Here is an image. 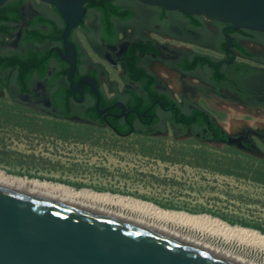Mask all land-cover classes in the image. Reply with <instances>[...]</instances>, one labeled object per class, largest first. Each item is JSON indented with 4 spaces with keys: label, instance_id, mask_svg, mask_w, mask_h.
<instances>
[{
    "label": "flooded vegetation",
    "instance_id": "obj_1",
    "mask_svg": "<svg viewBox=\"0 0 264 264\" xmlns=\"http://www.w3.org/2000/svg\"><path fill=\"white\" fill-rule=\"evenodd\" d=\"M103 1L94 5L85 2L81 19L68 34L76 49L72 82L82 75L91 76L97 93L85 80L79 81V91H72L65 75L54 79L53 72L60 60L65 62L57 53L59 59H48L42 75L32 64L21 71L13 60L15 56L22 57L45 47L56 52L54 47L61 46L60 41L36 43L26 38L36 27L37 16L61 19L48 3L21 0L15 12L0 17V95L44 113L57 114L59 108L52 103V96L59 87H67L74 106L71 115L85 119V123L108 127L114 123L130 129L146 125L151 116L148 109L152 108L159 116L152 125L154 129L163 124L175 127L178 125L168 119L169 106L163 104L162 96L174 100L181 112L200 106L187 98L183 87L179 92L181 99L173 96L155 72L158 67H166L194 77L197 82L189 86L191 91L201 98H212L216 105L224 102L242 108H264V32L234 28L228 22L203 14L137 0ZM40 28L45 29L42 24ZM131 50L136 55V64L155 76L150 85L156 94L153 97L143 87V80L132 78L124 69L123 57ZM194 55H205L210 61L183 67ZM248 129L255 132H247L248 142L244 145L253 143L261 150L256 140L264 144V127L243 126L240 131L230 133L223 130L225 136L244 134ZM195 133L197 137L199 132Z\"/></svg>",
    "mask_w": 264,
    "mask_h": 264
},
{
    "label": "rangeland",
    "instance_id": "obj_2",
    "mask_svg": "<svg viewBox=\"0 0 264 264\" xmlns=\"http://www.w3.org/2000/svg\"><path fill=\"white\" fill-rule=\"evenodd\" d=\"M216 104V103H215ZM226 132L264 127V109L206 105ZM115 133L106 125L56 117L0 95V170L74 190L132 197L162 210L264 228V157L195 139L192 130ZM264 152V144L256 140Z\"/></svg>",
    "mask_w": 264,
    "mask_h": 264
},
{
    "label": "water",
    "instance_id": "obj_3",
    "mask_svg": "<svg viewBox=\"0 0 264 264\" xmlns=\"http://www.w3.org/2000/svg\"><path fill=\"white\" fill-rule=\"evenodd\" d=\"M5 0H0V5ZM50 4L61 19L60 47L56 53L65 61V77L70 90L79 91L85 80L97 93L94 78L88 75L72 82L76 68V49L69 39L70 29L81 19L87 0H39ZM176 8L184 13L228 22L229 26L264 32V0H137ZM230 39L227 36L226 43ZM74 96V95H72ZM123 110V105L119 104ZM162 106V105H161ZM96 107V104H95ZM97 111H99L97 109ZM123 113V112H121ZM67 119L86 122L77 115ZM117 134L120 132L112 125ZM244 134H226L219 140L205 139L245 149L255 157H264ZM154 133H164L156 131ZM197 133H195V136ZM0 264H228L171 240L115 221L68 208L51 205L0 190Z\"/></svg>",
    "mask_w": 264,
    "mask_h": 264
},
{
    "label": "bare ground",
    "instance_id": "obj_4",
    "mask_svg": "<svg viewBox=\"0 0 264 264\" xmlns=\"http://www.w3.org/2000/svg\"><path fill=\"white\" fill-rule=\"evenodd\" d=\"M0 190L115 221L160 236L228 264H264V233L210 216L162 210L132 197L98 193L0 170Z\"/></svg>",
    "mask_w": 264,
    "mask_h": 264
},
{
    "label": "trees",
    "instance_id": "obj_5",
    "mask_svg": "<svg viewBox=\"0 0 264 264\" xmlns=\"http://www.w3.org/2000/svg\"><path fill=\"white\" fill-rule=\"evenodd\" d=\"M21 0H5L0 5V17H4L8 12H15ZM102 3L103 0H87V4H96ZM85 3V4H86ZM33 29L28 32L26 38L31 39L36 43H42L43 41H49L51 43H59L60 38V31L62 28L61 20H57L55 18L44 17V16H37L34 19ZM41 24L44 25V28H40ZM6 29L5 26L2 27ZM131 49H133L131 47ZM52 57L59 59L56 52L51 50L49 47H45L40 49L37 52L29 51L22 57L15 56L13 58L19 64L21 71L24 67L29 66L30 64L35 65L37 67V71L39 75L44 73L45 63L48 59ZM210 59L205 55H194V57L189 60L185 61L182 65L183 67L190 68L195 63H208ZM124 62V69L128 71L129 76L137 80H143L142 85L147 90L150 97L155 96L153 90L150 89L151 82L155 79L154 74L146 73L141 67L136 64V55L132 52V50L123 57ZM67 65L65 62L60 60V64L57 66L56 70L53 72V78L61 77L65 75ZM22 77V72L20 74ZM162 102L165 105L169 106L168 110V119L173 122L174 124L181 127V133L186 132V127H189L193 132V136L195 139L203 141L205 139H213L219 140L221 137L224 136V130L219 126L216 121L212 118V116L204 109L200 107L192 108L187 112H181L180 109L177 107L176 102L174 100L168 99L165 96H162ZM52 103L59 108L57 114H50L60 118H66L67 115L73 114V104L70 98V90L65 87H59L57 91L52 96ZM143 107V106H142ZM140 110H146L148 108H139ZM151 112V116L146 122V125L136 126L130 128V132L139 133V134H150L155 129L152 125L158 119V114L152 109H148ZM86 118H90L89 116H85ZM112 126L116 128L120 132H126L129 130L127 127H120L118 124L112 123ZM199 132L198 136L194 135V132ZM123 135V134H119ZM237 150H240L237 148ZM242 151V150H240ZM244 152V151H243ZM247 153V152H245ZM249 154V153H247ZM251 155V154H250ZM253 156V155H252ZM255 157V156H254ZM259 158V157H255ZM242 225H249L252 227L257 228L260 231H264V228L259 227L255 224H248L246 222L239 221Z\"/></svg>",
    "mask_w": 264,
    "mask_h": 264
},
{
    "label": "crops",
    "instance_id": "obj_6",
    "mask_svg": "<svg viewBox=\"0 0 264 264\" xmlns=\"http://www.w3.org/2000/svg\"><path fill=\"white\" fill-rule=\"evenodd\" d=\"M155 72L157 73V75L163 80V82L165 83L166 86H168L173 94V96L179 100L181 99V96L179 95L180 90L185 91V94L187 95V98L190 100H193L194 102H196L200 107L204 108L207 112H209L207 110V106H216L217 108H224V107H232V108H237L240 106L237 105H229L227 103H220L219 104H215L214 101L209 98H201L198 96V94L194 93L191 91V88H189V86L195 82H197V80L194 77H189V76H184L182 75L180 72H178L177 70H173V69H168L166 67H158L155 69ZM185 82V83H184ZM185 87V88H184ZM249 108L254 109V107L248 106ZM245 107V108H248ZM242 108V107H241ZM260 109H264V108H260Z\"/></svg>",
    "mask_w": 264,
    "mask_h": 264
}]
</instances>
